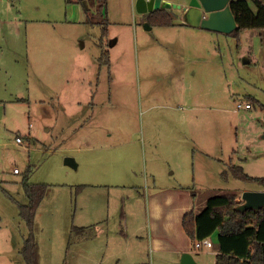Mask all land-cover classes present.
Masks as SVG:
<instances>
[{
    "label": "rangeland",
    "instance_id": "rangeland-1",
    "mask_svg": "<svg viewBox=\"0 0 264 264\" xmlns=\"http://www.w3.org/2000/svg\"><path fill=\"white\" fill-rule=\"evenodd\" d=\"M86 1L101 21L98 1ZM134 3L107 0L106 21L88 23L70 17V0H0V264H26V175L51 188L35 216L40 264H118L111 254L125 251L122 232L132 253L142 249L141 264H159L154 196L183 183L178 194L199 211L211 196L242 201L262 188L231 168L264 177V30H204L206 39L186 43L195 54L177 61L167 30H183L152 29ZM199 69L210 86L190 72ZM76 226L91 228L82 237ZM215 251L200 254L213 263Z\"/></svg>",
    "mask_w": 264,
    "mask_h": 264
},
{
    "label": "trees",
    "instance_id": "trees-1",
    "mask_svg": "<svg viewBox=\"0 0 264 264\" xmlns=\"http://www.w3.org/2000/svg\"><path fill=\"white\" fill-rule=\"evenodd\" d=\"M68 1V0H67ZM71 1V0H70ZM101 21L96 16L87 15L90 23L105 22L104 8L107 0H97ZM230 7L237 21V28L229 33L238 36L246 29L264 30V0H231ZM177 15L167 8H160L145 14L150 25L170 26ZM104 55L108 57V52ZM235 178L256 182L264 188V177H254L246 173L242 166L233 165ZM28 175L23 179L28 202L19 204L20 216L26 222L29 232L24 238L21 254L26 264H40L39 245L35 234V216L41 201L50 193V185L28 183ZM82 187V186H81ZM237 193H224L211 196L205 208L195 213L191 211L183 217V227L195 244L198 240L209 238L218 231V250L215 264H264V207L241 210ZM90 227H74L73 233L86 237Z\"/></svg>",
    "mask_w": 264,
    "mask_h": 264
},
{
    "label": "crops",
    "instance_id": "crops-1",
    "mask_svg": "<svg viewBox=\"0 0 264 264\" xmlns=\"http://www.w3.org/2000/svg\"><path fill=\"white\" fill-rule=\"evenodd\" d=\"M75 5L74 7H70V17L74 20H77L80 18L81 14H83V20L85 19L86 16V22L87 21V15H88V11L89 10V5L86 1V4L84 3V0H71ZM136 2V0H132V4ZM135 4V3H134ZM174 11V10H173ZM175 12V11H174ZM177 15V14H176ZM145 17V15H144ZM177 19V18H176ZM146 21V19H145ZM89 23V22H88ZM146 25H150L147 21H146ZM153 26V28L155 27H161V28H168V29H182V32H179L181 35H177L176 31L174 30H167V31H171V36L168 37L169 42H175V44L173 46H171V51L170 53L172 54V56L175 57V59L177 61H181L183 59L186 58V49L191 50V55L195 54L194 52H192V47L191 45H187L186 43L191 42L192 40H202V39H206V35L203 32L204 30L206 31H211V30H207V29H203L201 27H195L189 24L184 23L183 21H181L180 23H177L176 20L174 21L173 25L170 26H156V25H151ZM136 27V26H135ZM150 27V26H149ZM150 30L151 27L149 28ZM148 29V30H149ZM136 33L138 28L135 29ZM186 30H192L194 32H191L190 36H186ZM215 32V31H212ZM163 34V33H162ZM187 38V39H186ZM143 40H145L143 38ZM104 57V55H102L101 57V61L106 62L108 64H110V58L109 56L105 59L102 60V58ZM106 57V56H105ZM190 60H192V58H189ZM205 61H209V59H203ZM212 63L218 62V55L216 53L215 56L211 57ZM190 72L196 73L198 72V74L202 75L203 73H205V78L206 80H203L201 83L204 84L206 87L210 86L209 83L207 82V79H210V72L209 71H202V70H190ZM211 74H215V78L217 75V69H212ZM184 78L183 74L179 77L178 81L182 80ZM216 83L218 82V79H215ZM177 82V81H176ZM189 82L195 87L198 83H197V78L192 77L189 79ZM216 98V101L218 100V96H214V99ZM15 173V172H14ZM173 189L170 190H163L162 192H160L157 196H154V202H153V209H154V217H153V223H154V229H153V246L156 248V250H158V254H159V264H161L162 261L167 260V256H172V258H174L173 260H175V262L177 264H180V260H181V255L183 252L185 251H189L191 252L194 257L196 258V260H198L201 264H215V262H211L206 260L205 258H203L201 256V251L204 249H197L196 247H194L192 240L188 237L186 231L184 230L183 227V217L186 213H189L191 211H194L195 213H199L201 212L206 204L207 201L205 203V206L202 210L196 211V205L193 201V199L191 198H183V196L178 190L181 188H185L187 187V185L183 184V183H177L174 186ZM169 188V187H167ZM257 190H264V188H259ZM177 193V194H176ZM151 199V198H150ZM178 224V225H177ZM177 225V227H175ZM83 227V226H82ZM87 227V226H86ZM91 228V226H90ZM184 234L185 235V240L183 241V239L180 238V235ZM132 237H135L137 235H131ZM141 237V236H140ZM123 238L124 241V250H114L111 254V257L113 258L112 260L117 261L118 264H123V262H127V264H141L143 261H141V258L139 256V251L141 253L142 249L139 247V245L137 244L135 247V252L132 253V249L128 246H125V244L128 243V241H132V239H130V236H128L126 233L122 232L121 237ZM118 238V239H120ZM212 241L214 239L215 242H213V247H216V251L215 254L217 253L218 250V231L216 230L213 235L211 237H209ZM117 239V240H118ZM151 242V241H150ZM136 243V242H135ZM212 248V247H211ZM206 249V248H205Z\"/></svg>",
    "mask_w": 264,
    "mask_h": 264
},
{
    "label": "water",
    "instance_id": "water-1",
    "mask_svg": "<svg viewBox=\"0 0 264 264\" xmlns=\"http://www.w3.org/2000/svg\"><path fill=\"white\" fill-rule=\"evenodd\" d=\"M231 0H137L136 9L146 14L160 8L175 10L186 24L203 29L231 33L237 28V21L230 7ZM264 137V135H263ZM65 163L77 166L74 158L67 157ZM244 203L239 209H259L264 207V190L245 191ZM180 264H201L194 255L185 251Z\"/></svg>",
    "mask_w": 264,
    "mask_h": 264
},
{
    "label": "built area",
    "instance_id": "built-area-1",
    "mask_svg": "<svg viewBox=\"0 0 264 264\" xmlns=\"http://www.w3.org/2000/svg\"><path fill=\"white\" fill-rule=\"evenodd\" d=\"M237 106H238V108H246V109H249V108L252 107V104L249 103V102H247L246 104L238 103ZM16 140H17L18 143H22L23 142L22 137H20V136H18L16 138ZM14 172L15 173H19L20 171H19L18 168H14ZM195 247L197 249H205V248L208 249V248L213 247V241L210 238H205L203 240H198L196 242V244H195Z\"/></svg>",
    "mask_w": 264,
    "mask_h": 264
}]
</instances>
